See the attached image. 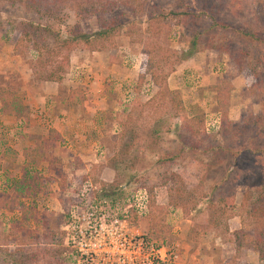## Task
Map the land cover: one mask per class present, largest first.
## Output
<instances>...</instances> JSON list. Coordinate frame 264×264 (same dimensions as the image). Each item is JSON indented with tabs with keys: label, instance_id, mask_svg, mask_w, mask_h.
Listing matches in <instances>:
<instances>
[{
	"label": "rangeland",
	"instance_id": "1",
	"mask_svg": "<svg viewBox=\"0 0 264 264\" xmlns=\"http://www.w3.org/2000/svg\"><path fill=\"white\" fill-rule=\"evenodd\" d=\"M137 2L157 16L156 10L195 11L202 4L208 11L212 4L219 5L218 0ZM238 2L254 3L257 15L252 10L244 21L251 24L254 14L264 19V0ZM115 9L110 16L134 12L124 6ZM143 18L133 19L138 25L131 34L124 26L106 51L69 53L68 71L58 84L32 75L37 53L31 45L14 49L18 22L42 25L45 20L26 13L12 0H0V91L12 93L14 103L28 108L26 126L4 114L0 97V264L259 263L256 252L237 249L231 237L241 228L248 166L240 162L234 172L240 179L224 187L235 205L233 215L222 222L227 232L224 227L218 233L210 231L197 212L207 207V196L214 199L209 188L225 175L230 161L214 163L189 152L175 162L158 165L160 157L174 153L178 138L165 130L177 122L170 97H162L148 75L140 82L146 70L141 42L153 40L164 50L179 53L188 45L192 27L206 29L210 20L191 26L190 21L169 15L151 22ZM80 26L92 35L99 22L91 18ZM242 48L244 43L233 41L229 54L205 49L186 62L172 59L165 67V72H171L168 89L180 93L188 116L204 115L208 136L216 135L220 127L214 87L224 80L232 84L229 120L239 122L244 113L260 112L259 97L252 95L256 80L247 71L239 72L234 62ZM42 53L46 72L55 70L65 56L51 41ZM49 130L59 133L53 145L47 142ZM39 144H44L45 160L27 165L29 148ZM168 171L180 175L187 189L196 192V206L170 204L168 185L158 183ZM30 177L32 189L24 192L21 209L12 210L16 183ZM148 186H155L153 202L145 190Z\"/></svg>",
	"mask_w": 264,
	"mask_h": 264
},
{
	"label": "trees",
	"instance_id": "2",
	"mask_svg": "<svg viewBox=\"0 0 264 264\" xmlns=\"http://www.w3.org/2000/svg\"><path fill=\"white\" fill-rule=\"evenodd\" d=\"M218 1L219 5L212 4L208 11L200 4L195 11L176 8L165 13L163 10H156L159 13L157 16L155 10L144 11L142 4L135 3L136 0H12L13 5H18L26 13L39 15L45 20V24L42 25H35L27 20L18 22L16 29L20 34L14 49L24 50L26 44L31 45L30 47L37 53L36 60L31 63L32 75L41 81L59 84L69 68V53L76 49L91 52L108 50L113 47L114 35L118 34L124 26L130 34L136 31L138 24L133 22L134 18L142 21L144 17L143 19L147 22H151L159 16L169 15L174 19L188 20L191 26L208 18L210 24L206 29L192 27L188 45L182 52L164 50L161 43L153 40L141 42L146 70L140 75V82L148 75L154 85L160 88L159 94L164 98L170 97V109L173 110L175 122H177L165 130L166 133L175 132L178 138L174 153L168 152L166 157H160L158 165L165 166L175 162L189 152L214 163L222 162V159L227 158L230 162L225 175L209 188L214 199L207 196V207L197 212L198 217L204 218L207 229L218 233L221 227H224L226 233L227 228L222 222L233 215L235 205L231 199L229 201L230 197L226 194L224 187L231 180L235 183V180L240 179L234 175V172L240 166V162L244 161L248 171H246L245 180L247 188L240 204L241 228L232 232L231 237L237 249L246 247L253 250L258 254V264H264V19L257 18L256 10L253 9L254 3L242 2V4L237 3V0ZM121 6L131 8L134 12H122L118 16L109 15L116 10L115 8ZM252 10H255L256 15L254 14L255 18L250 24L244 21V15ZM62 13H67V16L60 18ZM225 17L229 19L225 20ZM91 18H96L99 22V29L94 34L88 35L81 30L80 24ZM70 19H73L71 23L68 22ZM123 19H127L128 22L123 23ZM48 41L64 51L65 56L55 70L46 72L42 70L46 63L43 61L42 51L47 50ZM233 41L245 44V48L237 52L234 62L239 72L247 71L256 80L252 86V95L259 97L260 112L244 113L239 122L229 120L228 108L232 84L230 80H224L214 87L216 109L221 116L220 127L216 135L208 136L204 125V115L188 116L180 93L168 89L166 80L171 72H165V67L172 59L186 62L205 49L229 54ZM161 73L164 75L161 76ZM140 87L141 85L137 87V91ZM11 96L10 92L0 91V97L4 103V114L21 120L27 126L25 118L28 114L25 111L28 108L26 106L21 108L11 100ZM58 137V132L49 130L47 142L53 145ZM43 146L44 144H39L29 148L26 157L27 165L28 163L34 165L45 160ZM23 174L25 175L26 171ZM30 180L31 177L26 181L20 178L16 183L10 199L12 210L21 209L20 200L23 199L24 192L32 189L29 186ZM158 183L162 186L168 185L170 204L173 207L183 208L186 202L193 207L197 205L199 198L196 192L188 190L182 177L177 173L171 171L163 173ZM154 187H145L150 202H153ZM19 263L25 264L21 261Z\"/></svg>",
	"mask_w": 264,
	"mask_h": 264
},
{
	"label": "built area",
	"instance_id": "3",
	"mask_svg": "<svg viewBox=\"0 0 264 264\" xmlns=\"http://www.w3.org/2000/svg\"><path fill=\"white\" fill-rule=\"evenodd\" d=\"M218 125V124H217ZM216 130L218 129V127L217 128H215ZM208 131V130H207Z\"/></svg>",
	"mask_w": 264,
	"mask_h": 264
},
{
	"label": "crops",
	"instance_id": "4",
	"mask_svg": "<svg viewBox=\"0 0 264 264\" xmlns=\"http://www.w3.org/2000/svg\"><path fill=\"white\" fill-rule=\"evenodd\" d=\"M217 123V122H216ZM217 128V127H216Z\"/></svg>",
	"mask_w": 264,
	"mask_h": 264
}]
</instances>
